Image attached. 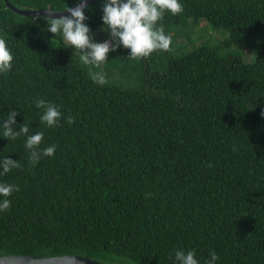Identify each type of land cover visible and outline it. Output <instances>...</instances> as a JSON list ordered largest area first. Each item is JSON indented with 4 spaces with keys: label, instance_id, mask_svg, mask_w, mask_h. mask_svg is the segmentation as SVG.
<instances>
[{
    "label": "trees",
    "instance_id": "obj_1",
    "mask_svg": "<svg viewBox=\"0 0 264 264\" xmlns=\"http://www.w3.org/2000/svg\"><path fill=\"white\" fill-rule=\"evenodd\" d=\"M182 3L158 24L172 37L168 51L134 60L119 48L94 68L44 28V16L0 0V36L14 56L0 75V116L11 106L17 123L44 131L41 147L57 146L33 166L24 137L0 138V156L22 165L0 176L19 186L0 212V257L170 264L182 248L201 264L213 250L217 264H264V0ZM85 14L93 38L108 39L101 0ZM93 72L106 82L94 83ZM39 98L59 107V125L40 124Z\"/></svg>",
    "mask_w": 264,
    "mask_h": 264
},
{
    "label": "clouds",
    "instance_id": "obj_2",
    "mask_svg": "<svg viewBox=\"0 0 264 264\" xmlns=\"http://www.w3.org/2000/svg\"><path fill=\"white\" fill-rule=\"evenodd\" d=\"M101 4V27L109 37L103 41H96L93 38L90 26L86 23L87 0H75V6L67 3L66 7H60V10L67 11L69 15L43 17L46 21L44 28L53 36L62 37L65 47L72 48L84 65L94 68H100L108 61L109 52L119 48L128 49L127 57L134 60L149 57L157 50L168 51L172 37L158 24L163 21L166 13L176 16L184 11L182 0H101ZM44 10L53 11L47 5ZM39 19L37 16L36 20ZM13 60L14 56L8 42L0 36V75L10 73ZM91 79L98 85L106 82L103 72L91 73ZM34 106L40 110V124L44 128H53L60 124L63 113L53 102L39 98L34 101ZM5 113L0 116V138H6L9 142L24 137L23 148L28 152L33 166L42 158L55 154L57 147L55 144L41 147L44 131L30 132L27 123H17L16 117L19 113L11 106ZM65 119L68 124L75 120L72 116ZM20 167L22 165L19 160L8 155L0 156V176ZM18 191V185L0 182V212H5L11 207L12 201L9 197ZM219 259V254L213 250L204 264H217ZM169 261L170 264H201L195 249L177 248L170 253ZM124 264L132 262L125 260Z\"/></svg>",
    "mask_w": 264,
    "mask_h": 264
},
{
    "label": "water",
    "instance_id": "obj_3",
    "mask_svg": "<svg viewBox=\"0 0 264 264\" xmlns=\"http://www.w3.org/2000/svg\"><path fill=\"white\" fill-rule=\"evenodd\" d=\"M91 1L92 0H87V4L89 5ZM4 2L8 8L14 10L15 12L21 15H28V16L52 15L54 17L69 15V13L65 10L45 11L44 9H39V10L21 9L14 6L9 0H4ZM0 264H106V263L100 262L94 258L87 256L66 254L60 256H47V257H40L36 255H5L0 257Z\"/></svg>",
    "mask_w": 264,
    "mask_h": 264
},
{
    "label": "rangeland",
    "instance_id": "obj_4",
    "mask_svg": "<svg viewBox=\"0 0 264 264\" xmlns=\"http://www.w3.org/2000/svg\"><path fill=\"white\" fill-rule=\"evenodd\" d=\"M203 24H204V23H203ZM203 24L201 23V26H203ZM96 32H97L98 36L101 37V39L104 38V35H105V34L103 33V31H101V30H97ZM200 35L203 37V35H204L203 31H201V30H197V31H196V36H200ZM211 35L217 37V34H216V33H215V35L211 33ZM202 37H201V39H198V41H196V42H197V43H200V42L202 41V39H203ZM191 46H192V45L189 46V49L191 48ZM187 48H188V47H187ZM189 49H188V50H189Z\"/></svg>",
    "mask_w": 264,
    "mask_h": 264
}]
</instances>
